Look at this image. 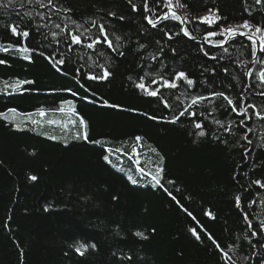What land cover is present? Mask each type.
<instances>
[{
	"label": "trees",
	"instance_id": "16d2710c",
	"mask_svg": "<svg viewBox=\"0 0 264 264\" xmlns=\"http://www.w3.org/2000/svg\"><path fill=\"white\" fill-rule=\"evenodd\" d=\"M155 1L148 0L155 13L147 14L143 0H132L137 11L128 0H54L61 10L51 13L27 0L0 6V45L23 42L34 49L27 60L16 47L0 51V59L6 61L0 64V113L8 115L0 116V264H225L209 235L236 264H264V232L259 227L264 222V187L254 183H264V119L255 115L264 110V96L259 94L264 86H258L256 78L264 68V53L257 51L249 76L251 41L234 38L224 45V52L205 39L207 31L218 32L244 20L264 27V5L255 0H179L175 10L187 17L184 26L195 37L189 39L180 31L182 21L163 20L156 28L147 23L146 15L154 18L167 11ZM209 9L221 17L215 24L194 19ZM37 13L46 15L41 19ZM69 18L94 35L98 28L91 21L105 24L124 55L106 44L68 50L67 41L51 42L49 32L59 31L53 24H68L64 35L75 31ZM10 24L27 27L32 37L13 36ZM37 25H47L40 27L39 35ZM157 53L155 60L149 58ZM50 56L65 64L54 67ZM95 65H104L112 75L107 80L88 79L90 72L100 71ZM176 71L186 72L193 86L177 81V88H161L158 97L135 87L142 76L152 88L159 86L151 85L148 72L171 78ZM18 80L32 83L13 91L11 85ZM211 91H224L237 108L242 101L249 117L243 125L244 113L212 97L210 103L206 100L191 109L195 116L170 122L191 96H208ZM161 98L170 107L165 108ZM62 102L71 103L59 111ZM80 118L86 122L87 139L76 138L84 131ZM194 122L203 125L204 136L196 135ZM137 159L153 174L157 166L163 168V187H153L148 176L141 179ZM253 230L257 236H251ZM78 243L89 245L83 255L75 250Z\"/></svg>",
	"mask_w": 264,
	"mask_h": 264
},
{
	"label": "snow or ice",
	"instance_id": "6c2138e0",
	"mask_svg": "<svg viewBox=\"0 0 264 264\" xmlns=\"http://www.w3.org/2000/svg\"><path fill=\"white\" fill-rule=\"evenodd\" d=\"M27 2L29 4L35 2L39 5L40 8H48L49 13H51L53 9H55L56 11L61 10V9L57 8L56 4H54V0H47L46 4L44 3V0H27ZM128 2L131 4L132 10L137 11V5L135 3H132V0H128ZM156 3L162 4V8L167 9V11H162L159 15H156L154 18L152 16H147V15L144 17V19L147 21V23L149 25H151L153 28H156V26L163 20L171 19V20L182 21L184 23L188 22L187 17L178 15L176 10H175L176 4H179V0H176L175 4L173 3V0H156ZM13 4H14V0H6V3H4L3 5H0V6L7 8V7L13 6ZM255 4L256 5H264V0H255ZM48 6H51V7L49 8ZM181 6H183V5H181ZM21 7H23V5H21ZM143 8H144V12L155 13L154 8H149L148 0H143ZM62 10L64 12L71 11V9H68V8H64ZM245 11L249 12V15H251V12L249 11V9L247 7L245 8ZM24 15L31 17L32 13L26 12ZM37 15L40 16L41 19H44L46 14L45 13H37ZM108 15L112 16V15H115V13L110 12ZM120 19H124V18L120 17ZM194 19H198L201 23H206V24L212 25V24H215L217 21H219L221 19V17L217 14L216 10L209 9L208 14H206L204 16H200V17H194ZM48 23H52L50 16L48 18ZM69 23L72 25H75V31H72L71 29H69L67 32V35H64V32H65V29L68 28V24H65L63 27H61L60 24H53V27L55 29H58L59 31H50L49 32L48 35H50L53 38L51 42L59 44V43H61V40L67 41L68 50H71L73 48V46H83V47H86L87 49H94L98 45H105L106 44L107 48L112 49L113 51H116L118 55H120V56L124 55L123 52H120L118 50L120 45L114 43V41L109 38L105 24H103V23L97 24V22L95 20L91 21L92 26L98 28V33L94 35L89 31L88 28L83 27L80 24H77L76 21L71 20L70 18H69ZM46 26L47 25H37V33L36 34L37 35L40 34L39 33L40 27H46ZM7 28L13 36L22 37L24 40H28L29 38L32 37V34L27 29V27H25L23 30H21L19 24H10L7 26ZM81 28H83V31H81ZM241 29H244V31H241ZM180 31L183 33L184 36L188 37L189 39H195V37L192 35L191 32H189L187 27L181 26ZM85 34H87V35H85ZM257 34H259V35H257ZM164 35L168 36L169 40L172 38L168 32H164ZM213 36H222L223 39H219L217 41H213V40L209 39L210 37H213ZM237 36L245 37L247 40L251 41L252 56L254 58L257 57V51L258 50L261 53H264V27H262L260 24L253 25L248 20H244L241 25L229 26L227 28L221 27L218 32L207 31L205 33V39L207 40V42L209 44H213L214 46L222 47L224 52L228 51V49L226 47H224V45L229 40H233ZM58 37L60 39H57ZM43 38L47 39V36H44ZM85 40H87L88 42L84 43ZM115 40L120 41L121 37L115 36ZM257 41H259V44L257 43ZM157 43H159V41ZM13 47H16L19 54L26 60L30 59V57L28 56V53L31 51H34V49L29 48L23 42H18L15 45L10 43V44H8L7 47L0 45V51L8 52L9 49L13 48ZM139 47L144 48L145 45L141 44V45H139ZM201 51H203V49H201ZM158 55H159V53H157L156 56H150L149 58L152 60H155ZM205 55H208V53L205 52ZM212 58L216 59L215 56H213ZM49 59L53 63L54 67L56 65H64L65 64L64 59L57 60L52 56H50ZM4 63H6V61L3 59H0V64H4ZM260 63L264 64V60H260ZM81 67H83V65ZM95 67H98L100 69V71L98 73H91L90 72L88 74V79L94 80V81L95 80H107L112 75V73L109 71V69L107 67H105L104 65H95ZM224 70L227 71V69H224ZM77 72H79V69H77ZM145 75L151 77V85H159V86L156 88H152L149 84L145 83V77L142 76L139 78L138 82L135 84V87H137L142 92H144L146 95L151 96V97L160 96V89L161 88H168V89L177 88V81H181V80L184 81L189 88H191L194 84V81L192 79H190L189 75L184 71H176L175 74L171 78H166L164 75L153 76V74L151 72H148ZM246 75H249V76L252 75L251 70H249L246 73ZM256 78L259 81L258 86H264V68H261L256 73ZM25 83H32V82L31 81H20V80H18L14 84L11 85L12 90L13 91L20 90L21 85H23ZM5 85H6V87L8 86L7 82H5ZM0 90H2V89H0ZM259 94L264 96V92H260ZM210 97H212V98H223V100L227 101V104L229 106H231V111L237 112V113H244L245 114L244 119L240 120L241 125L244 124L245 119L249 118L247 116V108L244 107L242 101L238 102L240 104V106H239V108H237L236 104H234V102H233V99L230 96L226 95L224 91H211L208 96H204V95L191 96L190 97V103L182 111H180L178 116H173L172 119L170 120V122L176 123L180 119V117H183L186 115L195 116L196 113L192 112L191 109L194 106H197L206 100H208L210 103L211 102L209 99ZM161 102L164 104L165 108L170 107L167 100H164L163 98H161ZM64 103H71V102H62L60 109H58L59 111H63V104ZM105 103H107V102H105ZM248 107L253 108V109L256 108L255 105H249ZM70 111H72L74 115L76 114L74 109H71ZM211 111H213V112L216 111V108L213 107L211 109ZM8 113H16V109H8ZM39 115L41 117H43L45 115L43 109L39 110ZM255 115L258 118L264 119V110L256 111ZM0 116H3L4 119H8V115L5 113H0ZM152 119H157V117H152ZM32 123L37 124L38 121L32 120ZM49 123L51 124V123H53V121H49ZM73 123H74V121H73ZM79 123H80L81 127L84 129V131H83L82 135H81V133L78 132L76 134V138L87 139L88 134H87V130H86L87 129L86 122L83 120V118H80ZM215 123L220 125L222 128H224L225 132L230 131V128L224 127V124L220 120H216ZM232 123H234V122L228 121L229 125H231ZM17 127H19V125H17ZM194 127L196 129H199V131L196 133L197 136L202 137L206 134L204 131L203 125L200 122H194ZM249 131H251V129H249ZM244 138L245 139L247 138L246 135ZM140 140H141V137H136L137 142H139ZM95 143H101V141H95ZM107 151L109 153L112 152L111 149H107ZM117 151H119V150L117 149ZM153 151H155V149H153ZM135 153H136V150L134 148L133 154H135ZM103 158H104V160L108 161L109 155H105ZM134 163L137 165L136 171L140 175L141 179L148 176V177H150V182L152 183L153 187H156V186L163 187V185L161 184V178H162V173H163L162 167L157 166L156 170H155V174H153L151 171H146L143 167H140L138 159L136 161H134ZM30 178L32 180L37 179V177H35V176H31ZM128 179L133 184L138 183V181L136 179H134L132 176H129ZM169 183H172V181H169ZM254 183L260 185L261 187H264V183H261L260 180H256V181H254ZM165 191H167V189H165ZM169 195H171V193H169ZM235 199H236V206L239 208L240 203H241V197L237 196ZM252 203H254V201ZM244 219L248 220V216L245 215ZM248 227H249V229H252L253 226H252L251 222H249ZM259 227H260V231L264 232V222H262ZM193 234L195 235V232ZM135 235L138 237L144 236V234L142 232H136ZM257 235H258L257 231H255V230L251 231V236H257ZM199 238L200 237L197 236V239H199ZM209 239L212 240V243L216 246V248L222 252V259H225V264H229V262H230V264H236V261L233 260L228 255L227 251H224V249H222L220 247V245L217 243V241L215 239H213L211 237V235H209ZM88 247H89V245H87L85 243H78V246H75V250L79 254L83 255ZM91 247L94 248L95 245L93 244V245H91ZM229 247L231 248L232 246L230 245Z\"/></svg>",
	"mask_w": 264,
	"mask_h": 264
},
{
	"label": "water",
	"instance_id": "95a60500",
	"mask_svg": "<svg viewBox=\"0 0 264 264\" xmlns=\"http://www.w3.org/2000/svg\"><path fill=\"white\" fill-rule=\"evenodd\" d=\"M238 37H242V36H238ZM242 38H245V37H242ZM245 39H246V38H245ZM229 41H230V40H229ZM254 60H255V58H253L252 62L248 65L247 72L249 71L250 67L252 66Z\"/></svg>",
	"mask_w": 264,
	"mask_h": 264
},
{
	"label": "bare ground",
	"instance_id": "6f19581e",
	"mask_svg": "<svg viewBox=\"0 0 264 264\" xmlns=\"http://www.w3.org/2000/svg\"><path fill=\"white\" fill-rule=\"evenodd\" d=\"M162 4H157L156 1H155V6L159 7L161 6ZM147 14V12H145Z\"/></svg>",
	"mask_w": 264,
	"mask_h": 264
},
{
	"label": "rangeland",
	"instance_id": "374dc122",
	"mask_svg": "<svg viewBox=\"0 0 264 264\" xmlns=\"http://www.w3.org/2000/svg\"><path fill=\"white\" fill-rule=\"evenodd\" d=\"M200 17V16H199ZM183 23V26H184V22H182ZM185 27V26H184ZM241 31H242V29H241ZM235 38H238V36L237 37H235Z\"/></svg>",
	"mask_w": 264,
	"mask_h": 264
}]
</instances>
